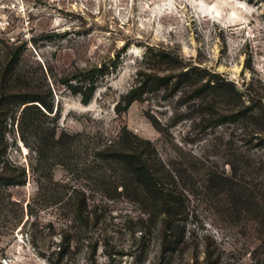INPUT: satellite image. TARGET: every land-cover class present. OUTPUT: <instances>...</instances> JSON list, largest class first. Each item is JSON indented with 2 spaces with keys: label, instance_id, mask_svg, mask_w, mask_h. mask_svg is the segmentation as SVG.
Here are the masks:
<instances>
[{
  "label": "rangeland",
  "instance_id": "374dc122",
  "mask_svg": "<svg viewBox=\"0 0 264 264\" xmlns=\"http://www.w3.org/2000/svg\"><path fill=\"white\" fill-rule=\"evenodd\" d=\"M6 68L16 84L51 89L54 109L34 111L25 142L33 103L0 107V264H264V148L241 124L208 125L207 95L192 97L216 74L264 103V0H0V84ZM95 69L85 103L74 87ZM123 129L151 142L187 196L173 248L161 216L101 159ZM214 172L256 185L255 196L211 186Z\"/></svg>",
  "mask_w": 264,
  "mask_h": 264
},
{
  "label": "trees",
  "instance_id": "16d2710c",
  "mask_svg": "<svg viewBox=\"0 0 264 264\" xmlns=\"http://www.w3.org/2000/svg\"><path fill=\"white\" fill-rule=\"evenodd\" d=\"M12 55L13 57L9 62L10 68H12V63L16 58L15 54ZM13 70L6 68L2 75L3 80L0 84V107L10 109L12 105L20 107L28 103H33L24 107L21 118L22 139L28 142L26 130L30 127L29 118L34 114L35 110L43 113L41 107L50 111L54 109L53 92L51 89L42 91L41 89L27 87L20 83L19 78H17L16 84V80L12 81L10 79L13 76ZM97 71L104 73L100 69H95L87 73L86 79L89 81V86H86V89L74 87L75 92L83 94V101L85 103L90 101L95 91ZM158 79L170 81L172 77L158 76ZM66 83L68 82L66 81ZM70 86L72 87V85ZM143 89L144 87L141 84L129 92L126 108H129L143 95L141 93L138 94ZM204 94L207 96L208 94L212 95L211 100L207 101V96L205 98L208 112L211 115L208 119V125L213 126L225 123L241 124L245 129L243 134L247 138L248 143H254V140H256L254 145L259 148H264L263 102H256L252 98L247 103L244 94L238 90L235 84L216 74H211L205 82L197 84L193 90L192 97H203L205 96ZM217 99H221L230 106L227 112L221 113L217 110ZM3 123L5 122L3 121L1 124L3 125ZM249 127H252L253 132L249 131ZM124 133H128L130 136H124ZM42 141L45 144L44 138H42ZM154 152L155 149L151 146L149 140H144L123 129L120 140L106 146L99 154L102 160L110 161L118 165L124 171L125 175H127L125 182L120 184L123 187V191L126 192L131 189L136 199L146 203L153 210L158 208L157 211L149 212V218L152 219L161 216L165 227V246L173 248L183 240L185 227L183 220L186 215L187 196L179 189L175 174L168 170L163 163L155 161L151 157ZM159 163L162 165L161 168L158 166L160 165ZM235 179L232 175L227 176L214 172L210 174L208 182L211 186L220 184L227 185L232 196H239L241 200L243 198L249 200L251 196H255L256 185L249 184L248 182H244L245 184H243V181L238 180L236 177ZM12 183L20 185L23 182L17 180ZM83 203H85L84 199L81 200L78 206V211L82 218L84 217ZM172 235H177V237L172 238Z\"/></svg>",
  "mask_w": 264,
  "mask_h": 264
},
{
  "label": "built area",
  "instance_id": "2783aa9c",
  "mask_svg": "<svg viewBox=\"0 0 264 264\" xmlns=\"http://www.w3.org/2000/svg\"><path fill=\"white\" fill-rule=\"evenodd\" d=\"M4 262L6 263V262H7V260H4Z\"/></svg>",
  "mask_w": 264,
  "mask_h": 264
}]
</instances>
